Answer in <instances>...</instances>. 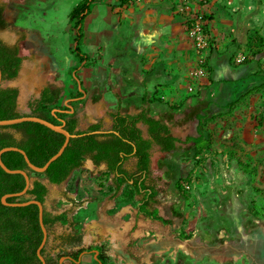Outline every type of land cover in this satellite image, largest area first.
<instances>
[{"label": "crops", "instance_id": "obj_1", "mask_svg": "<svg viewBox=\"0 0 264 264\" xmlns=\"http://www.w3.org/2000/svg\"><path fill=\"white\" fill-rule=\"evenodd\" d=\"M36 1L42 4L39 8L42 14L56 18L61 16L60 7L64 2H70L73 10L83 0ZM177 2L94 0L84 20L80 45L83 60L74 50L76 42L69 44V49L50 44L45 30L32 24L31 15L22 8L13 16V24L18 29L16 39L8 42L18 44L24 56L14 83L19 89L18 103L22 95L36 93L40 98L42 91L49 88L63 104L68 98H77L69 103L75 108L79 130H87L96 123L102 124V130H111V113L118 109L131 117L146 112L169 125L171 133L178 138L177 148L163 152L155 144L151 150L150 178L155 180L160 192L164 181L168 182L173 174L185 176L198 170L197 158L202 153L207 155L206 151L214 145L210 124L231 113L241 100L258 92L244 96L226 113L225 108L236 91L245 92L260 84L262 77L257 74L264 70V0H195V11L201 14L209 39L204 52L207 77L195 82L196 91L189 92L186 74L196 64V54L189 32V15L177 11ZM69 28L74 41L77 29ZM241 55L245 60L238 62ZM163 93L167 99L160 97ZM205 112L217 116L207 124L212 144L194 158L199 142L190 138L200 136L198 115ZM222 112L226 114L218 116ZM138 125L148 138V125L142 122ZM207 139L204 137V142ZM136 164L137 158L133 156L124 167L135 171ZM221 166L225 182L215 191L217 199L203 198L207 201L197 207L199 215L192 217L185 227L187 233H192L194 243L180 237L177 225L182 226L184 222L175 221L183 218L181 213L185 214L188 206L172 203L170 209L174 216L168 215V208L162 206L158 195L159 203L154 207L172 221L165 224L140 213L137 204L119 200V193L102 194L100 189H107L108 185L100 187L97 175L106 172V163L96 165L86 159L82 167L75 169L61 184L44 177L42 180L49 189L45 207L51 211L52 204H61L62 208L54 213L67 211L75 223V230L61 223L52 228L49 237L52 254L62 251L61 258L66 256L63 264H137L133 249L141 247V253L151 264L156 256L167 260L170 249L180 245L192 257H200L195 252L204 249L207 255L214 240L215 247L217 241L222 242L227 255L211 253L208 264H216L218 260L225 264H264V210L254 213L246 202L260 185L257 182L252 185L254 175L240 170L234 162ZM113 177L111 174L112 184ZM260 189L263 192V188ZM80 192L82 200L77 202L75 198ZM140 198L137 196L138 200ZM69 233L81 234V242L62 246L59 236ZM131 241H135L133 247H130ZM103 245L109 248L108 252ZM127 245L135 255L124 250ZM81 248L84 251L76 259L73 255ZM103 250L111 258H107Z\"/></svg>", "mask_w": 264, "mask_h": 264}, {"label": "trees", "instance_id": "obj_2", "mask_svg": "<svg viewBox=\"0 0 264 264\" xmlns=\"http://www.w3.org/2000/svg\"><path fill=\"white\" fill-rule=\"evenodd\" d=\"M94 0H83L71 12V18L77 29L74 50L79 59L84 55L80 50L81 40L84 37V20L89 13ZM125 0H121L124 3ZM3 8L0 7V24H5L2 16ZM257 54V52L254 54ZM24 56L18 44H10L0 37V68L3 80L16 79L22 68ZM262 77L260 84L248 88L247 91H236L234 99L226 106V113L231 112L235 105L244 96L253 91H259L264 87V70L258 72ZM78 94H80L78 92ZM19 89L15 86L0 87V119L16 118L22 115H37L56 124L65 120V128L75 136L70 141L60 157L54 160L45 173L28 171L32 177V186L24 196L7 197L8 202H16L35 198L45 203L49 189L43 178L50 182L61 184L65 182L75 169L82 167L86 159H91L94 164L106 163L108 174H113L111 191L113 195H121L134 201L138 205L139 212L145 216L171 224L170 219L159 213L154 204L159 203L160 189L154 179L150 178L153 146L159 145L161 151L170 152L177 148L178 138L171 133L169 125L160 119L142 112L137 116L124 114L120 109L111 113L113 118L112 129L105 132L102 124L96 123L87 130L78 129V119L75 113L65 110V104H59V96L45 88L40 98L30 99L28 105L30 113H21L18 108ZM56 109V110H55ZM55 110V111H54ZM225 112L219 115L226 114ZM217 116H209L208 112L198 115V138L190 140L198 141L194 158L209 148L212 144L207 124ZM148 125L149 137L143 135L139 123ZM204 137L207 141L204 142ZM65 141V135L48 126L34 121H24L13 125L0 126V149L5 146H18L26 151L31 161L43 166ZM204 145H201V143ZM137 158L135 171L127 170L124 165L131 157ZM6 165L12 169L20 168L30 170L24 155L16 150H8L2 154ZM250 173L249 171H245ZM177 183V189L181 192V182ZM26 185L25 176L21 173H8L0 166V264H43L38 255V247L43 240V229L39 218V206L30 203L24 206H12L4 204L2 198L7 193L21 191ZM137 196H141L138 200ZM44 223L48 229V239L41 253L46 259V264H60L63 255L60 251L52 254L49 249V237L52 228L57 223L69 224L75 230V223L68 217V212L54 213L44 208ZM61 245H77L82 240V235L69 233L60 235ZM81 248L73 255L76 259L83 252Z\"/></svg>", "mask_w": 264, "mask_h": 264}, {"label": "rangeland", "instance_id": "obj_3", "mask_svg": "<svg viewBox=\"0 0 264 264\" xmlns=\"http://www.w3.org/2000/svg\"><path fill=\"white\" fill-rule=\"evenodd\" d=\"M23 3L18 0H0V7L3 8L2 16L3 20H5V24H0V37L7 42L16 39L18 29L13 24V16L19 11V8H22L26 10L25 12L28 15H31L30 21L32 24L45 30L46 33H44V35H46L45 37L50 44L64 45L66 48L69 47V44L73 43L75 45L76 38L74 41L72 40L69 28V26L75 28L74 21L70 14L72 11L70 2H64L61 5V16L56 18L55 16H45L42 14L43 12L39 10V8L42 7V4H39L36 0H28ZM31 54L32 51L30 50L28 52V57L30 56L29 59H31ZM9 82L10 81L8 80L5 84H8ZM12 82L15 83L17 81L15 79ZM36 95V93L31 96L22 95L19 98L18 108L21 113H30L31 110L28 103L30 99H36ZM59 104L63 103L59 101ZM210 130L212 131L214 145L210 147V150L206 151L207 155L202 153L197 158L195 164L199 166L198 170H192L185 176L173 174L171 178L167 179L168 182L164 181V185H162L163 187L161 188L162 193H159L161 198L160 202L161 204L163 203L162 206H167L168 208V215L174 216V213H172L170 209L172 203H179L183 207H189L185 214L181 213L183 218H177L175 221L178 223L179 220L182 221V223L184 222L182 226L177 225L178 231L180 232V237L182 239H190L191 243H194L195 240L191 241L192 233H187L185 227L192 217L195 218L196 215H199L196 211L197 207H199L202 202L207 201L203 198L210 196L217 199L215 191L219 190V187H222L225 182L224 176L221 177L222 163L228 164L234 162L240 170H247L254 175V177L251 178L252 185H255L257 182L260 185L259 187L263 188V192H260L261 189H257L256 187L255 193L250 194L251 198L246 202L251 205L254 213H256L255 210L258 212L264 210V89L250 94L241 100L231 113L213 121L210 124ZM201 145H204V143L202 142ZM155 156L157 160L158 154L156 153ZM97 179L100 187L108 185L107 189H100L102 194H110L112 192L110 190L112 186L110 174L101 171L100 174L97 175ZM176 182H181L182 193L178 191ZM118 199L129 202L127 198L122 197L121 195L118 196ZM75 200L81 202L82 192L79 193L78 198H75ZM130 202L136 204L135 200ZM50 208L51 211L55 212L60 210L62 205L58 203L54 205L52 204ZM214 243L215 241L213 240L212 246L208 249V253L211 254L216 252L219 256H226L227 248H225L222 242L217 241L216 247ZM134 244L135 241H131L130 247H133ZM103 247L106 249L104 245L102 248ZM177 247L180 250L177 249ZM177 247L172 249V251L170 249L167 260L165 258L162 261L161 257L156 256L154 259L152 258L153 261L151 264H189V262L190 264L209 263L207 260L209 254H204L206 249L195 252L196 254H200V257L198 256L197 258L196 256L192 257L188 252H184L183 245ZM139 248L140 249H133L137 254L136 263L149 264L145 259L146 256L141 253V247ZM49 249H51V245H49ZM124 250L132 252V250H129L128 245ZM103 251L107 258H111L110 255L107 254L109 251L108 247L106 249L107 252L105 250ZM178 253L182 257L179 255L177 258L176 255ZM183 254L186 256H183ZM132 255L135 254L132 252ZM192 258L195 260H192ZM219 261L220 260H218L216 264H225V261Z\"/></svg>", "mask_w": 264, "mask_h": 264}, {"label": "water", "instance_id": "obj_4", "mask_svg": "<svg viewBox=\"0 0 264 264\" xmlns=\"http://www.w3.org/2000/svg\"><path fill=\"white\" fill-rule=\"evenodd\" d=\"M13 80H15V79H13ZM13 80H9V81H13ZM5 82L6 81L3 80V74H2V70L0 68V87L14 86V82H9L8 84H5ZM79 85H80V89L83 91L80 82H79ZM75 99H77V98H68L65 100V105L68 107V109L65 111L70 112V113H73L75 111V108L69 103L70 100H75ZM24 121L40 122V123L48 126L49 128L65 135V141H64L63 145L61 146V148L58 150V152H56L53 156H51V158L43 166H38V165L34 164L31 161V159L29 158L26 151L24 149L18 147V146H5V147L0 149V166L8 173H21L25 176V179H26V185L21 191L5 194L2 198V201L4 204L12 205V206H24V205H28L30 203H35L39 206V218H40V223H41V226L43 229L44 236H43V240H42L40 246L38 247L37 252H38L40 259L42 260V263L46 264V259L41 253V250L45 246L47 239H48V229L44 223V218H43L45 203H42L41 201H39L35 198L25 199V200L16 201V202H8L6 199H7V197H10V196L21 197V196H24L25 194H27L29 188L32 186V177L29 175L28 171L32 170V171H35L38 173H45L46 170L48 169L49 165L54 160H56L58 157H60L62 155V153L64 152L65 148L67 147V145L70 141V138L75 136V134L70 133L65 128V120H62L61 124H56L50 120H47V119L42 118V117L37 116V115H22V116H19L16 118L0 119V126L13 125V124L21 123ZM99 132H105V130H99ZM8 150H16V151L21 152L24 155L25 160H26L30 170H24V169H20V168L12 169V168L8 167L2 159V154ZM65 257L66 256H63L60 259V264H63L62 261Z\"/></svg>", "mask_w": 264, "mask_h": 264}, {"label": "built area", "instance_id": "obj_5", "mask_svg": "<svg viewBox=\"0 0 264 264\" xmlns=\"http://www.w3.org/2000/svg\"><path fill=\"white\" fill-rule=\"evenodd\" d=\"M177 11L180 14L189 15L190 22V36L193 41L194 50L196 54V64L187 72V90L195 92L197 89L198 80H203L207 77V60L204 52L209 46L208 34L205 29V24L201 20V14L195 11V0H178L176 4ZM245 56L238 57V62H243ZM162 99H167L163 93L160 96Z\"/></svg>", "mask_w": 264, "mask_h": 264}]
</instances>
